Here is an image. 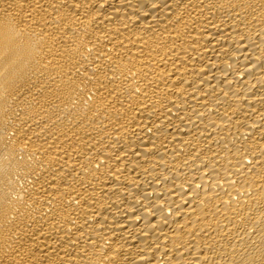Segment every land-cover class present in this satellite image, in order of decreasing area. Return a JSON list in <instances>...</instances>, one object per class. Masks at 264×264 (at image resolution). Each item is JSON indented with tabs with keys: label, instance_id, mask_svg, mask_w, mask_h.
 <instances>
[{
	"label": "bare ground",
	"instance_id": "1",
	"mask_svg": "<svg viewBox=\"0 0 264 264\" xmlns=\"http://www.w3.org/2000/svg\"><path fill=\"white\" fill-rule=\"evenodd\" d=\"M0 264H264V0H0Z\"/></svg>",
	"mask_w": 264,
	"mask_h": 264
}]
</instances>
